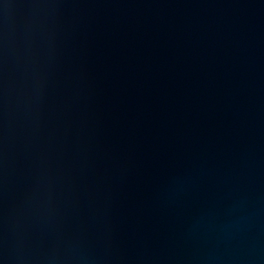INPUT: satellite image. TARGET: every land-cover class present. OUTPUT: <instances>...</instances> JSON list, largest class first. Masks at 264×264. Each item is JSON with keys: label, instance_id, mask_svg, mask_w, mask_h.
<instances>
[{"label": "water", "instance_id": "1", "mask_svg": "<svg viewBox=\"0 0 264 264\" xmlns=\"http://www.w3.org/2000/svg\"><path fill=\"white\" fill-rule=\"evenodd\" d=\"M0 264H264V0H0Z\"/></svg>", "mask_w": 264, "mask_h": 264}]
</instances>
